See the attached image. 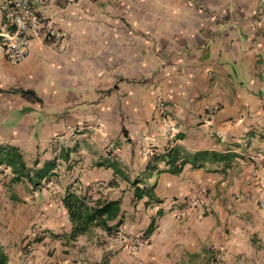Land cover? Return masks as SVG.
<instances>
[{
    "label": "crops",
    "instance_id": "obj_1",
    "mask_svg": "<svg viewBox=\"0 0 264 264\" xmlns=\"http://www.w3.org/2000/svg\"><path fill=\"white\" fill-rule=\"evenodd\" d=\"M29 3L43 29L27 57L0 51V149L28 177L51 168L33 185L0 166L7 264H213L217 248L264 264V0ZM66 192L118 200L112 225L147 245L68 240Z\"/></svg>",
    "mask_w": 264,
    "mask_h": 264
},
{
    "label": "built area",
    "instance_id": "obj_2",
    "mask_svg": "<svg viewBox=\"0 0 264 264\" xmlns=\"http://www.w3.org/2000/svg\"><path fill=\"white\" fill-rule=\"evenodd\" d=\"M2 6L9 19V27L11 31L3 35V40L0 43V51L4 59L10 64H17L22 62L28 55V40L32 36H36L38 32L43 29V23L35 15L34 11L30 7L29 0H3ZM46 36L49 38L60 39L63 36L61 32H54L52 30L46 31ZM159 107L162 106L161 101L156 103ZM71 133V132H70ZM114 143L107 141L105 145L106 153L112 154L114 151ZM154 150L147 148L142 152L143 156H152ZM249 161H253L255 158L249 156ZM198 204L196 199L188 201L187 205L177 212L178 217H182L188 213V211ZM112 240L126 243L130 254L137 253L141 248L147 245V238L140 236H131L124 230L118 229L113 236ZM215 253V260L213 264H222L224 262V252L217 248L213 249Z\"/></svg>",
    "mask_w": 264,
    "mask_h": 264
},
{
    "label": "trees",
    "instance_id": "obj_3",
    "mask_svg": "<svg viewBox=\"0 0 264 264\" xmlns=\"http://www.w3.org/2000/svg\"><path fill=\"white\" fill-rule=\"evenodd\" d=\"M0 149V166L8 167L11 172L17 176H23L34 185V179H41L45 172L48 171L50 164H44L39 171L32 173L28 177L27 172L22 169L20 157L14 150L4 152ZM14 178L13 181H16ZM151 192L148 189H138L134 191V198L150 197ZM61 205L65 209L69 222L71 224L70 232L67 236L68 240H75L79 236L89 235L93 229L99 228L103 230L108 237L113 236L118 228L112 223L118 218L119 201H107L99 198L91 199L90 196L76 195L74 192H66L62 199ZM0 264H7V257L0 249Z\"/></svg>",
    "mask_w": 264,
    "mask_h": 264
}]
</instances>
